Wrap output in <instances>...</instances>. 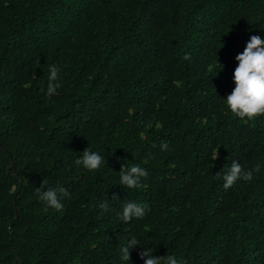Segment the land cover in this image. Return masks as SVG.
Listing matches in <instances>:
<instances>
[{
    "label": "trees",
    "instance_id": "1",
    "mask_svg": "<svg viewBox=\"0 0 264 264\" xmlns=\"http://www.w3.org/2000/svg\"><path fill=\"white\" fill-rule=\"evenodd\" d=\"M252 35L264 0H0V264H144L146 248L264 264V115L225 101ZM86 148L96 171L75 164ZM233 161L260 170L226 190ZM122 164L148 176L126 189ZM42 180L68 191L62 210L39 201ZM129 201L146 211L125 224Z\"/></svg>",
    "mask_w": 264,
    "mask_h": 264
},
{
    "label": "clouds",
    "instance_id": "2",
    "mask_svg": "<svg viewBox=\"0 0 264 264\" xmlns=\"http://www.w3.org/2000/svg\"><path fill=\"white\" fill-rule=\"evenodd\" d=\"M184 59H190V56L186 54ZM235 59L238 62L232 77L235 88L225 99L226 106L233 116L241 120L252 121L264 115V39L259 35H252L243 52L237 54ZM222 68L223 65L218 70H222ZM59 79L60 69L56 65H51L49 67L46 90L48 97L57 93V89L60 87ZM160 148L161 150H167V142H162ZM217 156L218 153L214 159ZM104 160L105 157L86 148L82 152V156L75 160V164L92 172L98 170ZM259 170V165L254 169L245 170L239 162L233 161L228 170L222 175L217 172V179L223 180V187L227 190L238 180L251 181L254 172H259ZM119 173V185L124 186L126 189L137 188L140 184V179L148 176V172L138 164L131 166L122 164ZM46 184L47 181L42 180L40 187L36 188L39 201L46 205V208L50 207L57 211L62 210L61 197H69L70 194L62 186H57L56 188L47 187L45 190ZM101 207L107 208V201ZM145 211V206L135 202H125L120 214V220L126 224L133 218H143ZM138 243L140 241L133 237L128 240L125 246L121 247L120 254L123 261L130 260V249ZM153 251L154 249L152 248H146L139 253L144 264H184V261L178 259L175 255L155 256Z\"/></svg>",
    "mask_w": 264,
    "mask_h": 264
},
{
    "label": "water",
    "instance_id": "3",
    "mask_svg": "<svg viewBox=\"0 0 264 264\" xmlns=\"http://www.w3.org/2000/svg\"><path fill=\"white\" fill-rule=\"evenodd\" d=\"M10 168V165L8 166V169ZM19 262V261H18Z\"/></svg>",
    "mask_w": 264,
    "mask_h": 264
}]
</instances>
